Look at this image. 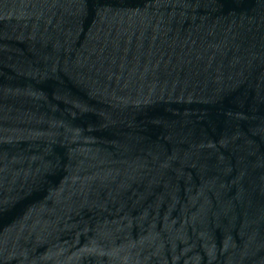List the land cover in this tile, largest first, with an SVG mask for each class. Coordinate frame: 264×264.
Masks as SVG:
<instances>
[{
    "label": "water",
    "instance_id": "95a60500",
    "mask_svg": "<svg viewBox=\"0 0 264 264\" xmlns=\"http://www.w3.org/2000/svg\"><path fill=\"white\" fill-rule=\"evenodd\" d=\"M182 264H264V0H117Z\"/></svg>",
    "mask_w": 264,
    "mask_h": 264
}]
</instances>
